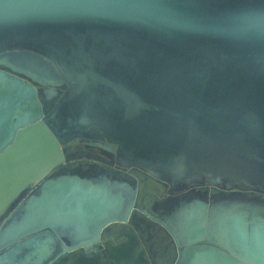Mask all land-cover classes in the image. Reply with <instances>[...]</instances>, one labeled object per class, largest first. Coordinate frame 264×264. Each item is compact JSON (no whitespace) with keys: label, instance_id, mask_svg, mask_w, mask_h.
<instances>
[{"label":"water","instance_id":"1","mask_svg":"<svg viewBox=\"0 0 264 264\" xmlns=\"http://www.w3.org/2000/svg\"><path fill=\"white\" fill-rule=\"evenodd\" d=\"M123 43L138 47L141 62L193 70L178 149L165 129L152 138L142 115L127 125L119 108L85 109L86 84L76 93L90 101L43 112L40 93L59 71L85 75L110 60H97V47L110 57ZM117 141L135 153L143 169L124 163L141 180L97 160L65 161L76 147L114 162ZM178 156L202 167L175 183L212 173L264 187V0H0V264H98L110 223L145 221L173 240L163 264H264V202L179 193L154 204L158 215L148 210L143 182L168 185Z\"/></svg>","mask_w":264,"mask_h":264},{"label":"flooded vegetation","instance_id":"2","mask_svg":"<svg viewBox=\"0 0 264 264\" xmlns=\"http://www.w3.org/2000/svg\"><path fill=\"white\" fill-rule=\"evenodd\" d=\"M124 44V43H123ZM95 58L97 60L110 59L106 63H98L92 68L87 69L85 75H79L74 73V69H68L59 71V77L55 79L53 90H49L44 93L41 91V103L44 113H50L61 105L62 101H76L79 103L84 100L91 101L88 105H85V109H95V111H114L124 114L122 115V122L130 125V121H133L136 115H142V118L145 119V124L148 130L152 134V138L156 135L155 129L162 130L165 129L168 133H172V146L177 148V143L181 144L185 138V131L187 130V110H188V99L187 96V87L188 82L192 81L193 70L187 65L182 64L175 60H170L166 62H155L151 59L149 62H141L139 57L138 47L132 44H124L119 50H114V53H110V57H106L105 49L103 46L96 48ZM141 56V55H140ZM70 64V63H69ZM68 64V65H69ZM67 65V67H68ZM202 73V71H198ZM199 76L197 77V80ZM86 84V85H85ZM85 85L92 89V93L88 96L79 97V90ZM42 89V88H41ZM99 90V93H98ZM79 98V99H77ZM83 98V99H82ZM120 110H119V109ZM93 109V110H94ZM193 109L191 108V113ZM102 121V120H101ZM99 121V123H101ZM158 142H162L158 140ZM168 144V142L166 143ZM118 151L122 154L119 155L122 158L116 157V162L118 159L123 160V162L130 161L132 167L141 166L135 164L134 160L135 153L126 152L125 143L117 141ZM74 149V148H73ZM126 155V156H124ZM105 157L110 159V155L105 154ZM103 157V159H105ZM169 158L171 156L169 155ZM180 161V162H179ZM182 160L178 156L177 160L173 164V167L168 170L165 177L170 179L168 185H161L160 188L166 193H170V190L176 184H179L181 181L177 179V183L173 182L175 178L184 176L185 172L188 170L198 169L202 165H190L183 164ZM105 161H103L104 163ZM183 165V166H182ZM123 170H131V174H136L141 177L138 170L130 169V166H122ZM126 168V169H125ZM143 169V168H142ZM151 177L161 178L163 175L159 171H148ZM194 176V175H193ZM202 175H195L198 177ZM142 178V177H141ZM187 178V177H186ZM192 178V176H191ZM149 179V180H148ZM147 181H152L148 178ZM154 182V181H152ZM155 183V182H154ZM255 186L261 187L258 184ZM188 191L183 192L184 197L190 198L197 196L198 198L203 199L205 195H216L220 191L218 188L214 187H188L185 188ZM246 194L250 195V192ZM171 200L177 199H168L165 203L172 204ZM151 202V199L148 200ZM156 201V200H154ZM152 201V204L148 207V210L151 211L154 215H158L153 207L155 206ZM161 202H159L160 204ZM145 223L148 228H138L140 229V235L143 238L145 233H148L149 239L153 240V245H156L155 239H157L158 246H151L148 248L150 254L153 256L155 253H160L162 259H165L167 256L174 255L176 251L173 240L169 235L158 228L156 224L149 222ZM144 241H149L143 239ZM98 255V256H95ZM94 257L100 258L99 253H96ZM168 257V258H169ZM92 259V258H90ZM161 262V261H159ZM54 264H65L64 261L55 262Z\"/></svg>","mask_w":264,"mask_h":264},{"label":"rangeland","instance_id":"3","mask_svg":"<svg viewBox=\"0 0 264 264\" xmlns=\"http://www.w3.org/2000/svg\"><path fill=\"white\" fill-rule=\"evenodd\" d=\"M76 148V147H73ZM71 149L70 151H66V155H65V161L67 160H76V159H93V160H97L100 162L105 161L104 163L106 164H111L112 166L115 167H120L119 165L122 164V166H126V168H128V166L123 162V160H118V162L114 161H110L108 160L107 157H105V155L103 153H99L95 150H91L89 148H76V149ZM103 157H105V159H103ZM125 168V169H126ZM130 173L131 170H129ZM133 175L135 177H139L138 179L141 180L142 178L136 174L133 173ZM149 180V179H148ZM143 188L142 189L145 193L144 194V201H148L151 199V204L152 201H154L153 203H156L158 201H168V199H171L174 196H177L175 194H181L186 190L185 188L188 187H200L202 189V187H214V188H218L220 193L216 194V195H205V197L203 196V200H207L208 202L210 201H218V200H224V199H228V198H232L231 200H235V201H242V200H257V201H261L264 202V187H258L255 186L253 183L249 182V181H237V182H230L226 179H221L216 175H213L212 173H207V174H203L202 176H198V177H192V178H184V180H181V182L179 184H176L175 186H173V188L170 190V193H166L165 191H163L160 188L159 184H156L154 182H150V181H144L142 184ZM247 192H250L249 196L248 194H246ZM186 193V192H185ZM185 193L182 194V197L185 196ZM197 197V196H195ZM187 198V197H184ZM193 198V197H190ZM182 199V198H181ZM172 202L175 200H171ZM149 227H144V229L148 230ZM140 230V229H139ZM148 233H145L143 235V239L148 238L149 241H144L145 247L146 248H151V246H155V248H157L158 243H157V239H155V244L152 242L153 240L149 239ZM142 240V236L140 237Z\"/></svg>","mask_w":264,"mask_h":264},{"label":"crops","instance_id":"4","mask_svg":"<svg viewBox=\"0 0 264 264\" xmlns=\"http://www.w3.org/2000/svg\"><path fill=\"white\" fill-rule=\"evenodd\" d=\"M101 233L100 258L98 264H163L162 255L150 254L141 240L138 228L124 222H112ZM98 256V255H95ZM66 263L61 259L59 262ZM161 261V262H159Z\"/></svg>","mask_w":264,"mask_h":264}]
</instances>
